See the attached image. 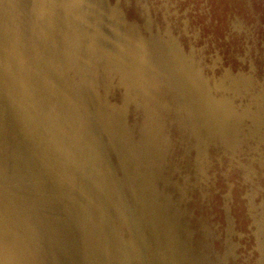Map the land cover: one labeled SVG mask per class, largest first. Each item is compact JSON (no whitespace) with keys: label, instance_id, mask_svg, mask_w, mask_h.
Wrapping results in <instances>:
<instances>
[{"label":"rangeland","instance_id":"rangeland-1","mask_svg":"<svg viewBox=\"0 0 264 264\" xmlns=\"http://www.w3.org/2000/svg\"><path fill=\"white\" fill-rule=\"evenodd\" d=\"M107 1L122 16L124 27H135L134 32L137 30L144 38H163L162 40L169 39L170 43L174 42L176 53L180 54L189 78L174 81L171 76H164V79H168L164 85L166 89L155 95L164 96L160 99L162 104L158 108L166 110V116L160 118L161 131L156 133L143 128L133 130L129 127V130L118 125L111 128L104 121L97 125L93 115L95 95L83 93L79 75L75 77L73 88L71 84H67L74 98L72 100L69 96L73 107L69 104V111L73 110L75 113L74 117L71 116L75 122L73 128L64 122L61 114L55 112L54 109L59 110L60 105L54 96L45 95L44 100L48 99L46 102L27 99L30 109L27 111V118L30 119L28 127L24 131L16 129V132L9 127L12 141L11 138L7 140L8 135L6 141L1 138L3 143H0V258L4 260L1 256L8 253L23 255L24 264H84L82 255L86 252L90 264H264V0ZM68 49L71 56L68 50H57L60 54L54 72L60 77L64 69H67L69 78L70 67L73 75L79 71L77 63L73 61L77 58L75 49L72 46ZM69 59L72 61L70 65ZM72 68L78 71L74 72ZM101 68L97 69L100 71ZM50 73L53 74V71L47 72V76L52 75ZM196 78L203 81V98L197 95ZM33 84L36 85L34 89L42 88L41 80L32 81L29 86L32 88ZM172 86L181 87V92L174 93ZM1 99L3 101V95ZM200 102L204 108H201ZM197 104L200 110L196 108ZM211 105L216 107L215 113ZM82 106L84 108L80 109ZM60 115L62 122L59 120ZM146 117L139 118L137 124L146 127ZM61 123L65 130L60 129ZM26 130L30 133H26ZM197 130L201 133L198 134ZM52 131H56L55 134ZM120 134L123 136L120 137ZM135 134H138L134 139L136 143L142 144V139L148 142L142 148L148 149L149 155H143L142 148L135 142L133 146L127 144V139ZM53 135L56 136L54 139ZM63 136L75 146L72 144L70 147H61L59 141L66 140ZM149 137L153 141L150 142ZM154 140L157 142L156 146L153 145ZM8 143L13 145L15 153L22 151L24 147L27 148L25 150L28 155L34 156H29L24 162L26 170H19L22 156L19 161L18 156H8L9 167H12L8 168L9 176H12L8 186L19 183L20 186L17 185L16 189L21 188L32 195L30 199L21 200L23 205L13 204L4 194L6 183L2 167ZM53 144L56 146L54 157L50 155L53 154ZM82 144H85V148L95 147L96 153L90 154L87 151L90 155L86 158L81 149ZM38 148H41V152ZM104 148L106 151H103ZM69 149L73 152H70L72 156L66 155ZM115 155L120 158L119 163L115 160ZM96 156L98 161H95ZM55 158L56 167H51L54 161H49V171L44 170L48 174L51 172L47 175L49 178L42 177V164ZM70 161H73L72 165ZM97 162L96 172L94 166ZM121 169L123 177L119 174ZM54 177L56 181L52 180ZM31 179L39 183V189L35 192L24 188L29 187L26 182ZM118 181L119 184L116 185ZM90 183L95 184V188ZM42 187H45L44 191ZM143 192H146L145 195ZM8 193L17 197L16 192L10 189ZM25 197L27 198L22 195L21 198ZM44 199L48 204L52 200V206H35L36 201L42 202ZM29 200H34V204ZM43 207H49L63 216L56 223H68L67 232L71 226H75L74 230L77 229L80 234V239H77L78 252L75 240L70 237L71 231L70 234L64 233L65 238L61 239L59 230L52 231L48 228L47 222L53 218L51 213L42 210ZM70 207H73L72 210ZM69 211L72 212L71 215ZM149 211L152 212L149 214ZM88 228L91 242L88 241V250L83 251L82 244L87 243L83 233L85 234L84 229L88 232Z\"/></svg>","mask_w":264,"mask_h":264},{"label":"water","instance_id":"water-1","mask_svg":"<svg viewBox=\"0 0 264 264\" xmlns=\"http://www.w3.org/2000/svg\"><path fill=\"white\" fill-rule=\"evenodd\" d=\"M121 18L122 16L107 0H13L12 7H7L4 4V0H0L1 144L3 143L1 138L6 141L8 135L7 140L11 138L12 141L13 139L10 136L12 132L10 134L9 127L13 128V131L28 127L27 123L30 119L27 118V111L30 109L27 105V99L29 101H31L30 99H37L39 100L38 102L40 100L46 102L47 99L44 100L45 95L54 96L60 104L59 109H66L65 111H59L64 122L66 121L71 126L70 128L74 127V121L71 116L74 117L75 113L70 111L69 114L70 91L66 81H69V84L73 87L76 74L75 76L72 74L71 68H69V78L67 77V69H64L61 77L54 72L56 62L59 61L57 57L60 54L57 50L67 49L69 56H71V51L68 47L73 45L77 54V58L73 61L77 63L79 71L75 68H72V70L74 72L78 71L77 74H79L80 82L84 88L83 92L95 95L96 100L100 102L103 99L106 100L105 107L94 101V114L100 115V110L102 115L103 112H107L110 115L107 123L111 128L113 125H118L129 130V127H131L133 130L143 128L153 133L161 131L159 121L160 118H164V115L166 116V110H161L158 105L162 104L160 99L164 96H156L155 94L162 89H166L164 86L165 82H167L164 79L165 75L171 76L174 81L177 79L187 80L189 78L187 70L183 68L180 54L176 53L173 43H170L168 39L157 40L150 37L147 38V36L144 38V36L139 35L137 30L136 33L134 32L135 27L133 28L131 25L124 27ZM98 19L99 22H97ZM69 36L75 39H70ZM84 40L89 42L91 40L93 47L83 46L82 42ZM114 58L115 61L118 59L119 63H111ZM174 59H176V62ZM70 63L71 59H69V65ZM100 67H102L101 70H97ZM51 71H53V74H50L53 76H47V72ZM35 75H37V78H35ZM40 80L42 88L34 89L36 87L35 84H33L32 88L29 86L30 82ZM135 82H137L136 85L134 84ZM196 82L197 95L203 98L205 90L201 88L202 84L200 81L196 79ZM177 84L179 85V83ZM180 88L173 87V92L179 94L181 92ZM39 94L43 95L39 96ZM2 95L3 101L1 99ZM204 99L206 100V98ZM196 108L199 109L198 104ZM201 108H204V105H201ZM211 109L215 113L216 107L214 105H211ZM31 113L30 116H32ZM61 115L59 120L62 122ZM145 115L147 117L144 118V121L148 122V124H146V127L139 126L137 124L138 119ZM104 122L106 121L104 120ZM213 124L217 123L213 122ZM61 126L65 130L63 123H61ZM94 127L93 129L95 130ZM137 135L135 134L132 138L129 137L127 144L133 146ZM153 135L156 136V134ZM121 136L123 134H120ZM115 137L117 138V135ZM65 139L64 141H59L60 145L69 147V140L68 138ZM156 144L157 142L154 140L153 145L156 146ZM136 145L142 148L143 145H148V142L142 139V144L138 142ZM9 146L2 167L6 183L4 194H6L7 200L13 204L23 205L24 203L21 200L30 199L32 195L21 188L15 190L17 185L8 186L10 180L8 168H12L9 167L8 156H18V159L22 156L19 170H26L22 162H25L32 155H28L24 147L22 151L19 150L20 152L15 153L13 145L9 144ZM55 147L53 145V154H50L52 157L55 155ZM81 149L85 156L87 151L90 154L96 153L95 147L87 149L85 144H82ZM142 152L145 156L149 153L148 149L144 147ZM66 155L69 156V152ZM49 161H54V164L50 165L51 167L55 168L56 166L55 159L48 160L47 163L42 164V177H47L48 175V172L44 170L48 169ZM96 161H98L97 156ZM45 164L46 168H44ZM94 169L96 172L98 171V164L94 166ZM26 183L30 188H24L30 191L35 192L37 188L39 189L37 180L31 179ZM8 189L16 192L17 197L10 195ZM42 190L44 191L43 187ZM19 193L27 196V198H21L22 195ZM51 201L49 204L46 199L42 202L36 201L35 206H52ZM29 202L34 204V200H29ZM42 210L46 213H51L53 218L47 222L48 228L59 230V238L64 239V233L68 231V223L67 225L61 222L56 223L63 216L57 211L53 212L49 207H43ZM71 232V237L75 240L76 251L78 252L77 239H80V234L77 229H71ZM90 237L88 228V232L86 229L84 234V240L87 243L85 244L86 246L83 244V251L88 250L87 245ZM1 257L4 260L0 258V264H24L23 255L21 254L9 255L7 253ZM87 257L85 252L82 255L84 264H90Z\"/></svg>","mask_w":264,"mask_h":264},{"label":"bare ground","instance_id":"bare-ground-1","mask_svg":"<svg viewBox=\"0 0 264 264\" xmlns=\"http://www.w3.org/2000/svg\"><path fill=\"white\" fill-rule=\"evenodd\" d=\"M12 3H13V0H4V4L7 5V7H9V6L12 7ZM122 19H123V18H122ZM123 23H124V22H123ZM124 24H125V23H124ZM156 37H158V36L156 35ZM168 37H170V36H168ZM69 38H70V39H73V40L75 39V38L72 37V36H69ZM159 38H160V35H159ZM164 38H165V37H164ZM154 39H155V38H154ZM162 39H163V38H162ZM162 39H161V40H162ZM168 40H169V39H168ZM91 42H92L91 40H90V42H89L88 40H84V41L82 42V44H83V46H85V47H93ZM173 43H174V42H173ZM72 48H73V46H72ZM175 49H176V48H175ZM66 50H67V49H66ZM66 50H65V51H66ZM176 50H177V49H176ZM72 51H73V50H72ZM73 52H74V51H73ZM177 52H178V51H177ZM181 52H182V51H180V53H181ZM76 56H77V55H76ZM74 57H75V56H74ZM184 57H185V56H184ZM186 59H187V58H186ZM73 60H74V59H73ZM189 60H190V59H189ZM189 60H188V61H189ZM192 60H193V59H192ZM184 61H185V60H184ZM186 61H187V60H186ZM71 62H72V61H71ZM192 62H193V61H192ZM195 62H196V61H195ZM111 63H119V60L116 59V61H115V58H114V61L111 62ZM65 65H66V63H65ZM71 65H72V64H71ZM190 65H191V63H190ZM73 66H74V65H72V67H73ZM70 68H71V67H70ZM183 68H185V67H183ZM192 68H193V67H192ZM187 69H188V68H187ZM97 70H98V69H97ZM188 70H189V69H188ZM191 70H192V69H191ZM196 71H197V70H196ZM199 71H200V70H199ZM194 72H195V71H193V73H194ZM189 73H190V72H189ZM225 74H226V73H225ZM225 74H224V75H225ZM77 75H79V74H76V76H77ZM190 75H191V74H190ZM230 75H231V74H230ZM74 76H75V75H74ZM76 76H75V77H76ZM227 76H228V75H227ZM233 76H234V75H233ZM240 76H242V75H240ZM224 77H225V76H224ZM238 77H239V76H238ZM167 78H168V77H167ZM197 78H198V77H197ZM197 78H196V79H197ZM226 78H227V77H226ZM232 78H233V80H235L234 77H232ZM232 78H231V79H232ZM243 78H244V77H243ZM196 79H195V80H196ZM224 79H225V78H224ZM165 80H166V79H165ZM167 80H168V79H167ZM185 80H186V79H185ZM200 80H201V79H200ZM228 80H229V79H228ZM239 80H240V79H239ZM245 80H246V79H245ZM245 80H244V81H245ZM192 81H193V80H192ZM207 81H208V80H207ZM229 81H230V80H229ZM235 81H236V80H235ZM66 82H67V84L69 83L68 81H66ZM227 82H228V81H227ZM136 83H137V82H135L134 84L136 85ZM165 83H166V82H165ZM189 83H190V82H189ZM195 83L197 84V82H195ZM200 83H203V81L200 82ZM208 83H209V81H208ZM222 83H223V81H222ZM229 83H230V82H229ZM247 83H249V82H247ZM192 84H193V82H192ZM231 84H232V82H231ZM233 84H234V83H233ZM236 84L238 85L239 83H236ZM79 85H80V83H79ZM165 85H166V84H165ZM234 85H235V84H234ZM246 85H247V84H246ZM80 86H81V85H80ZM167 86H169V85H167ZM202 86H203V85H202ZM219 86L221 87V85H219ZM252 86H253V85H252ZM132 87H133V86H132ZM209 87H210V86H209ZM225 87H226V86H225ZM227 87H228V86H227ZM237 87H238V86H237ZM72 88H73V87H72ZM189 88H190V87H189ZM189 88H188V89H189ZM222 88H223V87H222ZM74 89H75V88H74ZM213 89H215V88H213ZM213 89H212V90H213ZM224 89H226V88H224ZM70 90H71V89H69V91H70ZM162 90H164V89H162ZM162 90H161V91H162ZM204 90H205V88H204ZM217 90H218V89H217ZM164 91H165V90H164ZM70 92H71V91H70ZM70 92H69V94H70L69 96H70L71 99L73 100L74 98H72V95H71L72 93H70ZM204 92H205V91H204ZM213 92H214V91H213ZM83 93H84V92H83ZM75 94H76V93H75ZM168 94H170V93H168ZM168 94H167V95H168ZM196 94H197V93H196ZM81 95H82V94H81ZM165 95H166V94H165ZM50 96H51V95H50ZM74 96H76V95H74ZM207 96H208V95H207ZM52 97H53V96H52ZM76 97H77V96H76ZM88 97H89V96H88ZM88 97H87V100H89ZM222 97H223V96H222ZM79 98H80V96H79ZM165 98H168V97H165ZM171 98H172V97H171ZM45 99H46V98H45ZM51 99H52V98H51ZM172 99H174V98H172ZM222 99H223V98H222ZM53 100H55V99H53ZM214 100H215V99H214ZM223 100H224V99H223ZM47 101H48V99H47ZM77 101H78V103H79V100H77ZM168 101H169V100H168ZM215 101H216V100H215ZM221 101H222V100H221ZM225 101H226V100H225ZM80 102H81V101H80ZM95 102H96L97 104H99V105L105 107V104H106V100H105V99H103L101 102L98 101V100H95ZM175 102H176V101H175ZM209 102H211V101H209ZM55 103H56V102H55ZM70 103H71V100L69 99V104H70ZM88 103H89V102H88ZM172 103H173V102H172ZM211 103H213V102H211ZM214 103H215V102H214ZM219 103H221V102H219ZM45 105H46V104H45ZM53 105H54V104H53ZM59 105H60V104H59ZM70 105H71V104H70ZM70 105H69V106H70ZM75 105H77V104H74V106H75ZM85 105H86V104H85ZM217 105H219V104H217ZM217 105H216V106H217ZM230 105H231V103H230ZM232 105H233V104H232ZM77 106H78V105H77ZM83 106H84V105H83ZM83 106H82L80 109L84 108ZM89 106H90V105H89ZM164 106H165V105H164ZM183 106H184V104H183ZM262 106H263V105H262ZM54 107H56V106H54ZM54 107H53V108H54ZM58 107H59V106H58ZM71 107H72V105H71ZM78 107H79V106H78ZM87 107H88V106H87ZM90 107H91V106H90ZM159 107H160V106H159ZM175 107H176V106H175ZM188 107H189V106H188ZM231 107H232V106H231ZM231 107H230V108H231ZM72 108H73V107H72ZM74 108H75V107H74ZM88 108H89V107H88ZM219 108H220V106H219ZM233 108H234V107H233ZM244 108H245V107H244ZM70 109H71V108H70ZM90 109H91V108H90ZM186 109H187V108H186ZM188 109H189V108H188ZM231 109H232V108H231ZM54 110H56L55 112L60 113L62 109H59V110L54 109ZM65 110H66V109H65ZM65 110H62V111H65ZM84 110H85V109H84ZM92 110H93V109H92ZM182 110H183V109H182ZM234 110H235V109H234ZM243 110H244V109H243ZM52 111H53V110H52ZM59 111H60V112H59ZM72 111H73V110H72ZM172 111H173V110H172ZM190 111H191V110H189V113H190ZM231 111H232V110H231ZM76 112H78V110H77ZM80 112H82V111L80 110ZM84 112H85V111H84ZM93 112H94V111H93ZM101 112H102V111L100 110V115H97V114H94V113H93V115H94V120H95V123H96L97 125H98V123H99V125L102 124V122H103L104 120L107 122V121L110 119V115H108L107 112H103V115H102ZM237 112H238V111H237ZM46 113H47V112H46ZM200 113H201V112H200ZM233 113H234V112H233ZM50 114L52 115V112H50ZM60 114H61V113H60ZM69 114H70V111H69ZM185 114H186V113H185ZM47 115H48V113H47ZM76 116H77V115H76ZM80 116H82V115L80 114ZM83 116H84V114H83ZM84 117H86V116H84ZM84 117H83V119H84ZM183 117H184V116H183ZM203 117H204V116H203ZM203 117H202V118H203ZM81 118H82V117H81ZM81 118H80V119H81ZM72 119H73V118H72ZM75 119H77V118L75 117ZM192 119H193V118H192ZM253 119H254V117H253ZM255 119H256V118H255ZM50 120H51V118H50ZM50 120H49V121H50ZM56 120H57V119H56ZM73 120H74V119H73ZM78 120H79V119H78ZM100 120H101V122H100ZM75 121H76V120H75ZM194 121H195V120H194ZM205 121H206V119H205ZM258 121H259V120H258ZM79 122H80V120H79ZM79 122H78V123H79ZM86 122H87V119H86ZM185 122H186V120H185ZM185 122H184V124H185ZM52 123H54V122H52ZM56 123H57V121H56ZM58 123H59V122H58ZM74 123H75V122H74ZM76 123H77V121H76ZM92 123H93V122H92ZM193 123H196V122H193ZM257 123H258V122L256 121L255 124H257ZM87 124H88V122H87ZM182 124H183V122H182ZM182 124H181V126H182ZM199 124H200V123L198 122V126H199ZM205 124H206V123H205ZM259 124H260V121H259L258 125H259ZM57 125H58V124H57ZM59 125H60V124H59ZM63 125H64V124H63ZM85 125H86V124H85ZM38 126H39V125H38ZM47 126H48V125H47ZM51 126H52V125H51ZM60 126H61V125H60ZM65 126H66V124H65ZM89 126H90V125H89ZM93 126H94V125H93ZM184 126H185V125H184ZM184 126H183V127H184ZM193 126H194V124H193ZM53 127H54V126H53ZM97 127H98V126H97ZM195 127H196V126H195ZM195 127H193V128L195 129ZM199 127H200V126H199ZM202 127H203V125H202ZM206 127H207V126H206ZM23 128H25V127H23ZM66 128H67L66 131H68V126H67ZM98 128H99V127H98ZM103 128H106V127H103ZM237 128H238V127H237ZM60 129H62V128H60ZM74 129H76V127H75ZM190 129H191V128H190ZM194 129H193V130H194ZM196 129H198V128H196ZM200 129H201V128H200ZM204 129H205V128H204ZM238 129H239V128H238ZM15 130H16V129H15ZM46 130H47V129H46ZM58 130H59V129H58ZM58 130H56V131H58ZM62 130H63V129H62ZM71 130H72V129H70V131H71ZM76 130H77V129H76ZM87 130H88V129H87ZM98 130H99V129H98ZM179 130H180V128H179ZM182 130H183V129H182ZM182 130H181V131H182ZM22 131H24V130L22 129ZM49 131H50V130H49ZM56 131H55V132H56ZM73 131H75V130H73ZM73 131H72V132H73ZM100 131H101V130H100ZM197 131H198V130H197ZM204 131H205V130H204ZM252 131H253V130H252ZM255 131H256V130H255ZM15 132H16V131H15ZM20 132H21V131H20ZM27 132H28V131L26 130V133H27ZM52 132H54V131H52ZM55 132H54V134H55ZM58 132H59V131H58ZM63 132H64V131H63ZM83 132H84V130H83ZM199 132H200V131H198V134H199ZM28 133H30V132H28ZM60 133H62V132H60ZM64 133H65V132H64ZM66 133H67V132H66ZM102 133H103V132H102ZM194 133H196V132H194ZM200 133H201V132H200ZM257 133H258V132H257ZM68 134H69V133H68ZM68 134H67L66 136L69 137L70 134H69V135H68ZM254 134H255V133H254ZM51 135H52V134H51ZM58 135H60V134H58ZM62 135H63V133H62ZM85 135H86V136H89V134L87 135L86 133H85ZM99 135H100V134H99ZM104 135H105V134H104ZM238 135H239V134H238ZM260 135H261V134H260ZM15 136H18V135H15ZM23 136H24V135H23ZM25 136H26V135H25ZM25 136H24V137H25ZM77 136H78V133H77ZM86 136H85V137H86ZM97 136H98V135H97ZM200 136H201V135H200ZM51 137H52V136H51ZM55 137H56V136H55ZM55 137H54V135H53V139H54ZM61 137H62V136H61ZM63 137H64V136H63ZM104 137H105V136H104ZM261 137H262V136H261ZM29 138H30V137H29ZM58 138H59V136H58ZM64 138H65V137H64ZM69 138H70V137H69ZM208 138H209V137H208ZM219 138H220V136H219ZM14 139H15V138H14ZM16 139H17V138H16ZM61 139H62V138H61ZM70 139H72V138H70ZM73 139H74V138H73ZM82 139H85V138H82ZM82 139H81V140H82ZM260 139H261V138H260ZM263 139H264V136H263ZM56 140H57V139H56ZM62 140H64V139H62ZM62 140H61V141H62ZM75 140H76V139H75ZM81 140H80V141H81ZM109 140H111V139H109ZM17 141H18V140H17ZM101 141H102V139H101ZM101 141H99V142H101ZM152 141H153V140H152ZM206 141H207V140H206ZM217 141H218V140H217ZM220 141H221V140H220ZM28 142H30V141H28ZM31 142H32V141H31ZM70 142H71V140H69V145H72L73 143H72V142L70 143ZM81 142H82V141H81ZM198 142H199V141H198ZM92 143H93V142H92ZM101 143H102V142H101ZM101 143H100V144H101ZM112 144H113V143H112ZM235 144H236V143H235ZM15 145L18 146L17 144H15ZM53 145H54V144H53ZM73 145L75 146V144H73ZM113 145H114V144H113ZM197 145H198V144H197ZM23 146H24V145H23ZM42 146H43V145H42ZM100 146H101V145H100ZM61 147H64V146L61 145ZM69 147H70V146H69ZM18 148H19V146H18ZM28 148H29V147H28ZM32 148H33V147H32ZM36 148H37V147H36ZM46 148H47V147H46ZM87 148H88V146H87ZM101 148H102V147H101ZM155 148H156V147H155ZM25 149H27V148H25ZM40 149H41V148H40ZM40 149L38 148V150H40ZM66 149H67V148H65L64 150L66 151ZM75 149H77V148H75ZM78 149H80V147H79ZM104 149H105V148H104ZM35 150H36V149H35ZM35 150H34V151H35ZM46 150H47V149H46ZM60 150H61V149H60ZM72 150H73V147H72ZM102 150H103V149H102ZM202 150H203V149H202ZM32 151H33V150H32ZM78 151H79V150H78ZM103 151H106V149L103 150ZM200 151H201V150H200ZM200 151H199V152H200ZM40 152H41V150H40ZM42 152H43V151H42ZM70 152H71V149H69V156H72V155H70V154L73 153V152H71V153H70ZM80 152L83 153L82 151H80ZM37 153H38V152H37ZM43 153H44V152H43ZM149 153H150V152H149ZM34 154H35V152H34ZM64 154H65V153H64ZM110 154H111V153H110ZM38 155H39V154H38ZM38 155H37V156H38ZM84 155H85V154H84ZM89 155H90V154L87 153L86 158H88ZM148 155H149V154H148ZM32 156H33V155H32ZM59 156H60V155H59ZM81 156H82V155H81ZM150 156H152V155L150 154ZM199 156H200V155H199ZM33 157H34V156H33ZM66 157H68V156H66ZM79 157H80V155H79ZM82 157H83V156H82ZM84 157H85V156H84ZM109 157H110V156H109ZM130 157H131V156H130ZM29 158H30V157H29ZM40 158H42V156H41ZM40 158H38V159H40ZM62 158H63V157H62ZM17 159H18V158H17ZM64 159H65V156H64ZM82 159H83V158H82ZM82 159H81V160H82ZM147 159H150V157H149V158L147 157ZM55 160H56V158H55ZM58 160H59V159H58ZM62 160H63V159H61V161H62ZM77 160H78V159H77ZM81 160H80V161H81ZM84 160H86V159L84 158ZM89 160H90V159H88V161H89ZM102 160H104V159H102ZM115 160L117 161V163H119V161H120L119 158H118V156H116V155H115ZM18 161H19V159H18ZM30 161H31V160H30ZM34 161H35V160H34ZM41 161H42V160H41ZM95 161H96V160H95ZM32 162H33V159H32ZM66 162H67V161H66ZM70 162H71V165H72V162H73V161H70ZM104 162H105V161H104ZM197 162H198V161H197ZM201 162H202V161H201ZM40 163H41V162H40ZM58 163H59V162H58ZM149 163H150V162H149ZM23 164H24V161H23ZM41 164H42V163H41ZM61 164H62V163H61ZM67 164H69V161L67 162ZM96 164H99V163L97 162ZM103 164H104V163H103ZM121 164H122V163H121ZM150 164H152V163H150ZM29 165H30V164H29ZM31 165H32V164H31ZM52 165H53V164H52ZM62 165H63V164H62ZM84 165H85V161H84ZM86 165H87V162H86ZM88 165L90 166V165H92V164H88ZM19 166H20V165H19ZM25 166H27V163H26ZM63 166H64V165H63ZM110 166H111V165H110ZM117 166L120 168L119 164H118ZM152 166H153V165H152ZM32 167H33V166H32ZM34 167H35V165H34ZM36 167H37V166H36ZM41 167H42V166H41ZM45 167H46V166H45ZM55 167H56V166H55ZM57 167H59V166H57ZM81 167H83V162H82V166H81ZM92 167H93V166H92ZM160 167H161V166H160ZM201 167H202V166H201ZM201 167H200V168H201ZM84 168H85V167H84ZM88 168H89V167H88ZM113 168H114V167H113ZM200 168H199V169H200ZM25 169H27V168H25ZM60 169H61V167H60ZM63 169H64V167H63ZM73 169H75V168H73ZM76 169H77V168H76ZM76 169H75V170H76ZM78 169H79V168H78ZM75 170H74V171H75ZM81 170H82V169H81ZM89 170H90V169H89ZM89 170H88V171H89ZM48 171H49V169H48ZM50 171H52L51 168H50ZM53 171H54V170H53ZM83 171L85 172V169H84ZM160 171H161V170H160ZM20 172H21V171H20ZM46 172H47V171H46ZM54 172H56V171H54ZM60 172H61V171H60ZM62 172H63V171H62ZM65 172H66V171H65ZM75 172H76V171H75ZM205 172H206V171H205ZM18 173H19V172H18ZM27 173H28V172H27ZM77 173H79V172L77 171ZM77 173H76V175H77ZM117 173H118V172H117ZM19 174H20V173H19ZM23 174H24V173H23ZM35 174H36V172H35ZM50 174H51V172H50ZM50 174H48V175H50ZM54 174H55V173H53L52 175L55 176ZM65 174H66V173H65ZM65 174H64V175H65ZM83 174H84V173H82V175H83ZM88 174H89V172H88ZM115 174H116V173H115ZM119 174H120L121 177H122V175H123V174H122V169L119 170ZM119 174H118V176H119ZM82 175L80 174V176H82ZM88 176H90V175H88ZM97 176L100 177L99 174H98ZM10 177H12V176L10 175ZM27 177H29V176H27ZM47 177H48V176H47ZM58 177H59V176H58ZM58 177H57V180H58ZM61 177H62V176H61ZM61 177H60V178H61ZM67 177H68V176H67ZM98 177H97V178H98ZM116 177H117V176H116ZM119 177H120V176H119ZM25 178H26V176H25ZM29 178H30V177H29ZM37 178H38V177H37ZM48 178H49V177H48ZM48 178H47V179H48ZM50 178H51V177H50ZM65 178H66V177H65ZM79 178H80V177H79ZM95 178H96V177H95ZM14 179H15V178H14ZM14 179H13V181H14ZM21 179H22V178H21ZM54 179H55V181H56V178H55V177H54L52 180H54ZM90 179H91V177H90ZM98 179H99V178H98ZM16 180H17V179H16ZM34 180H35V179H34ZM71 180H72V179H71ZM81 180H82V178H81ZM116 180H117V179H116ZM116 180H115V181H116ZM19 181H20V180H19ZM28 181H29V180H28ZM44 181H45V180H44ZM44 181H43V182H44ZM47 181H49V179H48ZM61 181H62V180H61ZM63 181H64V180H63ZM91 181H92V180H91ZM37 182H38V181H37ZM58 182H59V181H58ZM58 182H57V183H58ZM93 182H94V181H93ZM96 182H97V181H96ZM1 183H2V181H1ZM4 183H5V182H4ZM11 183H13V182H11ZM16 183H17V182H16ZM45 183H47V182L45 181ZM67 183H68V182H67ZM152 183H153V182H152ZM14 184H15V182H14ZM21 184H22V182H21ZM38 184H39V183H38ZM60 184L62 185V183H60ZM81 184H82V183H81ZM90 184H91V183H90ZM97 184H99V183H97ZM118 184H119V181H118V183H117L116 185H118ZM10 185H11V184H10ZM17 185H19V183H18ZM26 185H27V184H26ZM45 185H46V184H45ZM54 185H55V184H54ZM83 185H84V184H83ZM86 185H87V182H86ZM91 185H93V187H94L95 184H91ZM19 186H20V185H19ZM47 186H48V185H47ZM56 186H57V184H56ZM58 186H59V185H58ZM58 186H57V187H58ZM84 186H85V185H84ZM104 186H105V185H104ZM150 186H151V185H150ZM24 187H25V186H24ZM50 187H52V186H50ZM59 187H61V186H59ZM67 187H68V184H67ZM90 187H91V186H90ZM97 187H98V186H97ZM151 187H152V186H151ZM17 188H18V187H17ZM43 188H45V187H43ZM94 188H95V187H94ZM15 189H16V188H15ZM18 189H19V188H18ZM47 189H48V188H47ZM47 189H46V190H47ZM51 189H52V188H51ZM86 189H87V188H86ZM97 189H98V188H97ZM91 190H92V188H91ZM94 190H95V189H94ZM100 190H102V189H100ZM100 190H99V191H100ZM36 191H37V190H36ZM42 191H43V190H42ZM57 191H58V190H57ZM84 191H85V187H84ZM27 192H29V191H27ZM47 192H48V191H47ZM59 192H60V191H59ZM61 192H62V191H61ZM95 192H96V190H95ZM100 192H101V191H100ZM100 192H99L98 195H100ZM141 193H142V192H141ZM145 193H146V192H145ZM145 193L143 192L144 195H145ZM102 194H103V193H102ZM27 195H28V194H27ZM38 195H39V194H38ZM93 195H94V193H93ZM23 196H24V195H23ZM33 196H34V195H33ZM42 196H43V195H42ZM74 197H75V196H73V198H74ZM98 197H99V196H98ZM142 197H143V196H142ZM25 198H26V197H25ZM71 199H72V198H71ZM98 199H99V198H98ZM104 199H105V198H104ZM152 199H153V198H152ZM155 199H156V198H155ZM73 200H75V199H73ZM86 200H87V199H86ZM99 201H100V199H99ZM146 201H147V200H146ZM75 202H76V201H75ZM79 202H80V201H79ZM82 202H83V201H81V203H82ZM85 202H86V201H85ZM155 202H158V201H155ZM155 202H154V203H155ZM98 203H99V202H98ZM98 203H97V204H98ZM104 203H105V202H103V206H104ZM122 203H123V202H122ZM31 204H32V203H31ZM156 204H157V203H156ZM57 205H58V204H57ZM57 205H56V206H57ZM105 205H106V204H105ZM150 205H151V204H150ZM81 206L83 207L82 204H81ZM81 206H80V207H81ZM84 206H86V205H84ZM94 206H95V205H94ZM147 206H148V205H147ZM152 206H153V205H152ZM66 207H67V206H66ZM73 207H74V206H73ZM73 207H70V209L73 208ZM89 207H90V206H89ZM32 208H33V206H32ZM56 208H57V207H56ZM75 208H76V207H75ZM150 208H151V207H150ZM58 209H59V208H58ZM76 209L78 210V208H76ZM144 209H145V208H144ZM144 209H143V210H144ZM152 209H153V208H152ZM34 210H35V209H34ZM36 210H37V209H36ZM59 210L61 211V209H59ZM71 210H72V209H71ZM80 210H81V209H80ZM82 211H83V210H82ZM63 212H64V211H63ZM69 212H70V211H69ZM88 212H90V211H88ZM150 212H152V211H149L148 213L150 214ZM71 213H72V212H70V215H71ZM126 213H127V211H126ZM158 213H159V212H158ZM67 214H68V213H67ZM152 214H153V213H152ZM155 214H156V212H155ZM160 214H161V213H160ZM41 215H42V214H41ZM75 215H76V214H75ZM75 215H74V216H75ZM156 215H158V214H156ZM46 216H47V215H46ZM50 216H51V215H50ZM87 216H88V215H87ZM87 216H85V217H87ZM105 216H106V215H105ZM148 216H149V215H148ZM77 217H79V216H77ZM106 217H107V216H106ZM43 218H44V217H43ZM43 218H42V219H43ZM75 218H76V217H75ZM89 218H90V216H89ZM148 218H149V217H148ZM153 218H155V217H153ZM156 218L158 219V216H157ZM44 219H45V218H44ZM68 219H69V218H68ZM85 219H86V218H85ZM165 219H166V218H165ZM65 220H66V219H65ZM106 220H107V218H106ZM106 220H105V222H107ZM146 220H147V219H146ZM148 220H149V219H148ZM151 220H152V219H151ZM46 221H47V220H46ZM60 221H61V220H60ZM70 221H71V220H70ZM89 221H90V220H89ZM159 221H160V220H159ZM65 222H66V221H65ZM71 222H72V221H71ZM151 222H152V221H151ZM43 223H44V222H43ZM69 223H70V222H69ZM73 223H74V222H73ZM87 223H88V222H87ZM72 225H73V224H72ZM70 226H71V224H70ZM45 227H46V226H45ZM71 227H73V226H71ZM74 227H75V226H74ZM74 227H73L72 229H74ZM154 229H155V228H154ZM154 229H153V230H154ZM42 230H43V229H42ZM55 230H56V229H55ZM52 231H53V229H52ZM70 231H71V229H70ZM157 231H158V230H157ZM39 232H40V231H39ZM50 232H51V231H50ZM84 232H85V229H84ZM67 233H69V232H67ZM41 234H43V233H41ZM51 234H52V233H51ZM49 235H50V234H49ZM56 235H57V234H56ZM83 235H84V233H83ZM40 237H41V236H40ZM55 237H56V236H55ZM57 237H58V236H57ZM70 237H71V235H70ZM51 238H52V237H51ZM54 240H56V239H54ZM69 240H70V239H69ZM136 240H137V239H136ZM57 242H58V240H57ZM61 242H62V241H61ZM90 242H91V241H90ZM169 242H170V241H169ZM169 242H168V245H169ZM62 243H63V242H62ZM67 243H68V242H67ZM141 243H142V242H141ZM52 244H53V243H52ZM52 244H51V245H52ZM158 244H159V243H158ZM171 244H172V243H171ZM48 245H49V244H48ZM65 245H66V244H65ZM82 245H83V244H82ZM123 245H124V244H123ZM42 246H43V245H42ZM52 246H53V245H52ZM63 246H64V245H63ZM63 246H62V247H63ZM89 246H90V245H89ZM177 246H178V245H177ZM171 247H172V246H171ZM63 248H64V247H63ZM89 248L91 249V247H89ZM144 248H145V247H144ZM168 248H169V247H168ZM68 249H70V248H68ZM169 249H171V248H169ZM179 249H180V248H179ZM49 250H50V249H49ZM56 250H57V249H56ZM60 250H62V248H61ZM60 250L58 249L57 252L59 251V253H60ZM144 250H145V249H144ZM69 251H70V250H69ZM91 251H92V250H91ZM64 252H65V251H64ZM109 252H110V251H109ZM46 253H47V252H46ZM140 253H141V252H140ZM126 254H127V253H126ZM48 255H49V254H48ZM182 255H183V254H182ZM57 256H58V255H57ZM65 256H66V252H65ZM88 256H89V255H88ZM126 256H127V255H126ZM140 256H141V255H140ZM65 258H66V257H65ZM108 258H109V255H108ZM52 259H53V258H52ZM109 259H110V258H109ZM127 259H128V258H127ZM127 259H126V260H127ZM142 259H143V258H142ZM175 259H176V258H175ZM53 261H54V260H53ZM163 261H164V259H163ZM83 262H84V261H83ZM89 262H90V260H89ZM127 262H128V261H127ZM179 262H180V260H179ZM90 263H91V262H90ZM140 263H141V262H140ZM144 263H145V262H144ZM141 264H143V263H141Z\"/></svg>","mask_w":264,"mask_h":264}]
</instances>
